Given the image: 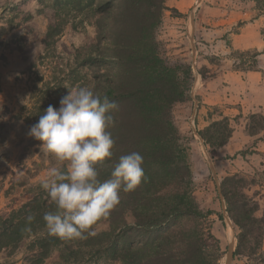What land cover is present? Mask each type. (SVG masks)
I'll use <instances>...</instances> for the list:
<instances>
[{
	"label": "trees",
	"instance_id": "16d2710c",
	"mask_svg": "<svg viewBox=\"0 0 264 264\" xmlns=\"http://www.w3.org/2000/svg\"><path fill=\"white\" fill-rule=\"evenodd\" d=\"M165 1L37 0L36 13L46 21L42 51L22 78H16L29 93L28 122L35 124L50 104L58 108L68 90L91 86L119 106L109 129L115 140L113 156L98 165L100 179L110 178L119 158L132 152L143 156L145 179L133 191L121 190L119 204L103 219L107 230L83 240L49 235L42 217L56 206L40 183L27 189L23 201L0 211V253L13 256L25 245L24 264L220 263L223 252L210 217L222 216L201 209L193 196L190 138L181 136L172 113L175 105L190 101L193 73L191 65L171 64L159 50L157 32L168 10ZM66 31L92 35L83 45L59 49ZM251 54L239 62L248 63L246 71H257L260 53ZM248 122L249 136L264 129L261 114H250ZM198 134L214 158L232 128L222 117ZM241 183L235 175L220 186L226 213L238 229L233 257L259 264L264 261L258 253L264 213L255 217L257 207L249 206L251 201L239 191ZM29 212L35 213L31 231H22Z\"/></svg>",
	"mask_w": 264,
	"mask_h": 264
},
{
	"label": "rangeland",
	"instance_id": "374dc122",
	"mask_svg": "<svg viewBox=\"0 0 264 264\" xmlns=\"http://www.w3.org/2000/svg\"><path fill=\"white\" fill-rule=\"evenodd\" d=\"M215 3H223L229 13L249 10L252 15L262 17L261 30L264 31V0H166L165 6L168 10L162 14L157 39L162 57L169 63L187 64L192 68L190 101L175 105L172 113L181 136L190 138L193 196L201 209L211 210L222 216V220H219L217 215H212L210 220L212 233L219 239L223 252L219 264H225L231 242L234 251L236 249L238 229L226 213L225 202L220 192L221 182L235 175L242 179V188L239 191L251 201L249 206L256 205L255 217H263L264 154L256 152L253 148L257 141L264 138V133L249 136L246 130L249 123L248 114L244 118L242 132L247 139L252 137L255 139L253 142L248 140L240 151L222 154L220 151L228 140L216 151L214 158H211L208 148L201 142L198 131L205 127L199 129L198 99L194 91L192 92L195 82L198 87L200 81L198 76L208 78L213 75L208 65L222 66L224 63H228L227 67L233 70L239 68L238 71H246L248 63L241 65L239 61H247L253 52H242L227 47L231 34L236 33L241 25L238 21L233 22L220 39L215 37L216 34L212 32V21L215 17L210 10L215 7L213 6ZM37 8V0H0V211L18 205L23 201L25 191L39 184L51 167L63 165L40 147V141L28 135V130L32 126L31 121L28 122V108L31 105L29 93L16 82V78H22L21 73L42 51L46 21L43 16L36 13ZM172 9L181 15L175 16L177 14L172 12ZM208 32L211 34L210 41L205 40L204 36ZM91 35L90 32L86 35L66 31L58 47L59 49L64 47L70 49L71 45L78 47L88 41ZM217 40L223 41L221 45L225 48V54L217 52L216 48L212 47L216 45ZM192 49L195 52L194 60ZM213 111L215 109L208 110L207 115ZM237 118L233 120L237 121ZM205 150L212 161L214 173L209 168ZM105 230L107 222L104 220L95 227L96 233ZM258 253L264 258V237ZM24 257L25 245H22L13 256L0 253V264H24ZM233 260L234 257L229 264ZM252 263L256 264L254 261ZM48 264L58 263L52 260Z\"/></svg>",
	"mask_w": 264,
	"mask_h": 264
},
{
	"label": "clouds",
	"instance_id": "9594fccd",
	"mask_svg": "<svg viewBox=\"0 0 264 264\" xmlns=\"http://www.w3.org/2000/svg\"><path fill=\"white\" fill-rule=\"evenodd\" d=\"M59 104H50L28 130L41 148L66 165L51 167L40 182L56 206L42 219L49 235L83 240L94 236L93 227L119 204L121 190L133 191L145 179L143 156L122 155L111 177L101 180L98 165L113 156L115 140L109 129L118 104L91 86L68 90ZM34 220L35 213L29 212L22 231H31Z\"/></svg>",
	"mask_w": 264,
	"mask_h": 264
},
{
	"label": "crops",
	"instance_id": "0c3cea01",
	"mask_svg": "<svg viewBox=\"0 0 264 264\" xmlns=\"http://www.w3.org/2000/svg\"><path fill=\"white\" fill-rule=\"evenodd\" d=\"M210 10L214 13L215 19L212 21L213 34L221 38L232 25L233 22H240L236 33L231 34L228 48L239 51H256L260 53L258 60L260 64L257 71H237L228 68L224 63L222 66L208 65L213 74L211 77L203 80L201 76L197 87L194 85V93L198 99V125L203 129L210 122L217 121L222 117L229 119L232 134L229 142L220 151L222 154L231 151L232 153L240 151L249 138L243 134V121L248 114L261 113L264 117V40L261 35L263 27V18L252 15L249 10L240 12H230L222 4H213ZM221 16L220 18H218ZM205 40L210 41L211 34L208 32L204 35ZM223 41H216L212 46L216 51L225 54ZM218 56V55H217ZM226 61V60H224ZM228 62V61H227ZM198 62L196 61V64ZM196 81V80H195ZM213 113L207 115L208 110ZM238 117V118H237ZM237 118V121L233 119ZM233 123V126H232ZM264 133V129L260 134ZM258 153L264 154V138L257 141L253 148ZM231 264H253L244 257H234ZM264 264V261L259 263Z\"/></svg>",
	"mask_w": 264,
	"mask_h": 264
},
{
	"label": "water",
	"instance_id": "95a60500",
	"mask_svg": "<svg viewBox=\"0 0 264 264\" xmlns=\"http://www.w3.org/2000/svg\"><path fill=\"white\" fill-rule=\"evenodd\" d=\"M194 25V22L192 21V26ZM192 55H193V60L195 59L194 55H195V52L194 50L192 49ZM194 62V61H193ZM194 91V87H193V90L192 92ZM195 106H196V102H195ZM202 144H203V141L201 140ZM204 147V145H203ZM205 153H206V157H207V161H208V164H209V168L210 170L212 171V173H214V168H213V164H212V161L210 159V157L208 156V153L207 151L205 150ZM228 220V219H227ZM233 252H234V249H233V245H232V242L229 244V247H228V253L226 255V259H225V264H229L231 262V259L233 257Z\"/></svg>",
	"mask_w": 264,
	"mask_h": 264
}]
</instances>
